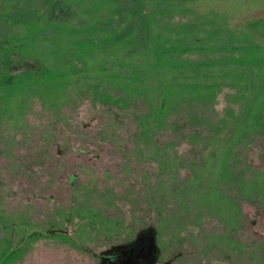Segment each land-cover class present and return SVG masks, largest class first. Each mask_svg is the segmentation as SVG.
Instances as JSON below:
<instances>
[{
    "label": "rangeland",
    "instance_id": "rangeland-1",
    "mask_svg": "<svg viewBox=\"0 0 264 264\" xmlns=\"http://www.w3.org/2000/svg\"><path fill=\"white\" fill-rule=\"evenodd\" d=\"M0 264H264V0H0Z\"/></svg>",
    "mask_w": 264,
    "mask_h": 264
}]
</instances>
